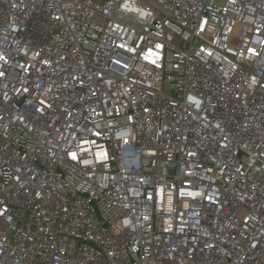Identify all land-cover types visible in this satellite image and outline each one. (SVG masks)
Listing matches in <instances>:
<instances>
[{
    "label": "built area",
    "instance_id": "1",
    "mask_svg": "<svg viewBox=\"0 0 264 264\" xmlns=\"http://www.w3.org/2000/svg\"><path fill=\"white\" fill-rule=\"evenodd\" d=\"M0 264H264V0H0Z\"/></svg>",
    "mask_w": 264,
    "mask_h": 264
},
{
    "label": "snow or ice",
    "instance_id": "2",
    "mask_svg": "<svg viewBox=\"0 0 264 264\" xmlns=\"http://www.w3.org/2000/svg\"><path fill=\"white\" fill-rule=\"evenodd\" d=\"M76 157H75V155H73V159H75Z\"/></svg>",
    "mask_w": 264,
    "mask_h": 264
}]
</instances>
